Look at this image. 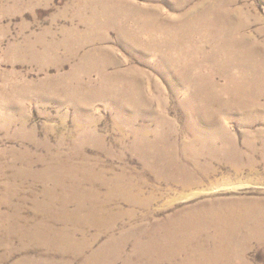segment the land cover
<instances>
[{
    "label": "rangeland",
    "instance_id": "1",
    "mask_svg": "<svg viewBox=\"0 0 264 264\" xmlns=\"http://www.w3.org/2000/svg\"><path fill=\"white\" fill-rule=\"evenodd\" d=\"M225 4L245 10L248 36L264 30V0H0V264L222 255L207 248L230 240V207L264 203V69L222 70L213 59L219 41L231 42ZM255 39L264 46V33ZM228 76L247 86L230 88ZM210 82L212 111L200 101ZM236 94L237 107L217 105ZM240 102L259 112L245 115ZM199 114L202 149L184 131ZM180 167L211 176L187 190L172 180ZM123 186L142 200L154 194L153 210L117 199L107 210V193L121 197ZM91 211L120 220L92 224ZM124 239L114 260L111 245ZM255 241L247 259L264 264Z\"/></svg>",
    "mask_w": 264,
    "mask_h": 264
},
{
    "label": "bare ground",
    "instance_id": "2",
    "mask_svg": "<svg viewBox=\"0 0 264 264\" xmlns=\"http://www.w3.org/2000/svg\"><path fill=\"white\" fill-rule=\"evenodd\" d=\"M204 1V0H203ZM226 1V0H225ZM232 1V0H231ZM235 2V1H234ZM231 2V3H234ZM238 2V1H237ZM228 4H225V10H227V25L224 26L223 25V21L220 22L222 27H228L227 33L229 34V37L231 39V42L225 46L223 45V43L221 41H219L216 46L218 45L217 49H216V53L214 55V60L217 62V65L222 69L223 67L229 68V70L233 71L236 69H243V68H258L259 69H264V46L263 45H259V42L255 39L257 37V35L259 36L260 34L264 33V30H257V33L255 34V36H248L246 34V32L250 29L251 25L250 22L246 21L243 17L245 10L244 9H236V10H231L230 8L226 7ZM232 6V5H231ZM230 7V6H229ZM236 8V7H235ZM233 9V8H232ZM248 11V10H247ZM249 15V14H248ZM247 15V16H248ZM255 15V14H254ZM250 17V15H249ZM201 21V20H200ZM260 21V20H259ZM221 38L223 37L222 32H219ZM213 40V39H212ZM202 41V40H201ZM223 50V51H222ZM243 53L241 56H237V53L241 54L240 51ZM226 51L228 52V56L227 57H223V52ZM247 53H248V57H247ZM255 53V55H254ZM263 53V54H262ZM213 57V56H212ZM247 57V58H246ZM204 59V58H203ZM208 60V59H207ZM213 61V60H212ZM211 61V62H212ZM204 63V62H203ZM202 63V64H203ZM214 63V62H213ZM216 64V63H214ZM193 66V65H192ZM196 66V65H195ZM193 66V67H195ZM200 66V65H199ZM197 66V67H199ZM224 70V69H222ZM221 72V71H220ZM223 73V72H222ZM225 73V72H224ZM264 74V71L262 72ZM188 74V73H187ZM252 75V74H251ZM222 76V75H221ZM224 76V75H223ZM229 77V76H228ZM254 77L258 78V75H255ZM254 78L251 77V80H253ZM201 80V79H200ZM204 80V79H203ZM261 82L260 85H263L261 87H264V75H262L261 77ZM107 81V80H106ZM247 79H240V78H232L229 77L228 78V85L230 86V88L232 87L231 85H233V89H241L243 87L247 86L246 83ZM105 82V81H104ZM204 82V81H203ZM213 88L215 86V83L210 82V86L209 84H207L206 87H204L206 84L202 85L200 90L202 91L203 95L200 97V101L202 106L204 108H208L210 109L209 111L213 110V106H215L214 104H216L215 102V98L212 96L211 91H212V85ZM253 83V82H252ZM178 84V83H177ZM200 84V83H199ZM201 85V84H200ZM232 89V90H233ZM263 89V88H262ZM105 90V89H104ZM133 90V89H132ZM108 91V90H107ZM213 92V91H212ZM238 92V91H237ZM103 93V92H102ZM217 93V92H216ZM236 93V92H235ZM91 94V93H90ZM127 94V93H126ZM214 94V92H213ZM239 94V93H238ZM241 94V93H240ZM264 94V93H263ZM104 95V94H103ZM216 95V94H215ZM92 96V95H91ZM240 95H234V102L232 104L230 103H225V102H217V105L221 107L224 106L225 104L231 105V106H236L235 100L239 99ZM244 97V96H243ZM242 97V98H243ZM217 98V97H216ZM245 99V98H244ZM259 100V99H258ZM220 101V100H218ZM121 102V101H120ZM224 103V104H223ZM236 103V104H235ZM142 104V103H141ZM198 106V105H197ZM196 106V108H197ZM259 106V105H258ZM227 107V106H226ZM238 107H241L240 112H244L245 115H248L249 117H251V115L256 114L257 112H259L257 110V106L256 105H250V104H246V102H240V104H238ZM125 108V107H124ZM203 108V109H204ZM231 108V107H230ZM127 109V108H126ZM228 109V108H227ZM260 109V108H259ZM124 110V109H122ZM206 110V109H205ZM232 110V109H231ZM251 113L250 111H255ZM125 111V110H124ZM123 111V113H124ZM220 111V110H219ZM132 112V111H131ZM207 112V111H206ZM250 112V113H249ZM208 113V112H207ZM206 113V114H207ZM216 113H218V110L216 111ZM194 114V113H193ZM209 114V113H208ZM212 114V113H211ZM125 115V114H124ZM217 115V114H216ZM194 116V115H193ZM202 116L196 115L194 118L195 120L189 124L188 128H186L185 133H187L190 137V140L192 141L191 143L195 146H198L199 149L205 148L206 146V140H205V135L202 133L201 129H204L205 127H203V123L204 120L201 118ZM258 117V116H257ZM169 124V123H168ZM196 124V126L198 125V129H195L194 125ZM186 126V125H185ZM219 128V127H218ZM209 130L211 131H217L213 130V128H209ZM172 132V131H171ZM207 132V131H206ZM218 132V131H217ZM175 133V132H173ZM172 133V135H173ZM217 134V133H216ZM168 135V134H167ZM218 135V134H217ZM127 136V135H126ZM168 137V136H167ZM210 137V136H209ZM172 138V137H171ZM221 138V137H220ZM219 138V139H220ZM166 139V138H165ZM209 139V138H207ZM226 139V138H225ZM228 141V140H227ZM163 143V142H162ZM167 143V142H166ZM190 143V142H189ZM227 143V142H226ZM230 143V142H229ZM142 145V144H141ZM187 145V144H186ZM185 145V146H186ZM139 146V145H138ZM136 146V147H138ZM232 147L230 148H235L234 142L231 145ZM190 147V146H189ZM192 147V146H191ZM194 147V146H193ZM175 148V147H174ZM147 150V148H145ZM209 149V148H208ZM226 149V148H225ZM236 149V148H235ZM234 150V149H233ZM218 151V150H217ZM225 152V151H224ZM200 153V152H199ZM234 153V152H233ZM237 154V153H236ZM200 155V154H199ZM235 155V154H234ZM222 156V155H221ZM220 156V157H221ZM229 156V155H228ZM202 157V156H201ZM158 158V157H157ZM227 158V157H226ZM238 158V157H237ZM236 158V159H237ZM233 159V158H232ZM169 160V159H168ZM229 160V159H228ZM234 160V159H233ZM232 160V161H233ZM230 161V160H229ZM151 162V161H150ZM170 162V161H169ZM194 162V160H193ZM198 162V161H197ZM176 163V162H174ZM155 164V163H154ZM198 165V164H197ZM201 167V166H200ZM153 168V167H152ZM183 167H180L179 169H175V171L177 172V177L174 180H179L177 182V184L179 186H181L182 188H186L187 190H191L193 188H198L199 186H201L204 182V180L209 179V177L211 175H202V178H194V177H190V173L186 174L185 171H182L184 169H182ZM239 168V167H238ZM174 169V167H173ZM168 170V169H167ZM203 170V169H202ZM171 171V170H170ZM168 172V171H167ZM206 172V171H205ZM175 173V172H174ZM188 173V172H187ZM203 173V172H202ZM201 173V174H202ZM165 174V173H164ZM170 174V173H169ZM195 174V173H194ZM208 174V173H207ZM212 174V173H211ZM241 174V169H237L235 171V175H239ZM168 175V174H167ZM182 176V179L180 178ZM193 176V175H192ZM205 176V177H204ZM175 177V176H174ZM162 178V176H161ZM118 180V178H116ZM171 179V178H170ZM115 182V181H114ZM120 182V181H118ZM123 182V181H122ZM108 183V182H107ZM117 183V182H116ZM128 183V182H127ZM130 183V182H129ZM128 183V184H129ZM175 183V182H174ZM105 184V183H104ZM111 184V183H110ZM119 184V183H118ZM126 184V183H125ZM133 184V182H132ZM142 184V183H141ZM139 184V185H141ZM120 185H122L120 183ZM124 185V184H123ZM118 186V185H117ZM138 186V185H137ZM108 187V185H107ZM124 187V186H123ZM130 187V186H129ZM141 187V186H140ZM148 187V186H147ZM119 188V187H117ZM132 188V187H131ZM138 188V187H137ZM116 189V188H115ZM120 192L123 194V196L121 195V197H118L119 195H115L116 193L114 191H110L108 194V201H107V210L112 211L111 210V204H110V200L111 199H117V201L122 200L125 203H128L129 205L133 206V207H137L138 205L140 206V208L142 209H149L151 207H153V204H156V198L154 196V194L147 196L146 200H142L141 199V195L138 194L136 195L137 198L135 196H133V194L130 192L131 189H129L127 187V189L124 188H119ZM136 189V188H134ZM138 190V189H137ZM142 190V189H141ZM116 191V190H115ZM135 191V190H134ZM140 191V190H139ZM138 191V192H139ZM137 192V193H138ZM134 193V192H133ZM143 195V192H141ZM147 195V192L145 193ZM116 197V198H115ZM118 197V198H117ZM91 198V197H90ZM104 202V200H103ZM235 203V202H234ZM237 203V202H236ZM240 203V202H239ZM252 203V202H251ZM104 204V203H103ZM231 205V204H230ZM239 204H233L231 208L232 211L231 214L234 217V219H232L231 221V225H230V230H229V237L230 240L227 242H218V243H212L210 242V246L207 248V251H212V252H216L217 253H222V255L220 257H215V256H211V255H207L209 257H205L203 251L201 250L200 253L197 255H193L191 254V256L186 258L185 263L186 264H253L249 259H247V255L252 251V250H257V242L255 243L256 246H254V240H258L259 242H264V203L262 202H254L252 203V205H248V206H243V207H239ZM243 205V204H241ZM237 206V207H236ZM208 207H214V206H208ZM96 209V208H95ZM138 209V208H137ZM98 210V209H97ZM105 210V209H104ZM140 210V209H139ZM150 210H153V208H151ZM149 210V211H150ZM103 211V210H102ZM92 212V211H91ZM106 212V211H105ZM143 212V211H142ZM147 212V211H146ZM240 212H248L247 213V217L245 219H238L236 218L238 216V213ZM89 214V213H88ZM117 215L114 213H111L110 215H108L109 217H105L101 214L100 216L97 215L95 212H92V214L90 215L89 220L91 221L92 224H98L99 222L101 223V225H107L110 224V222H106V221H113L115 224L120 220L118 218V216H114ZM242 215V214H241ZM103 216V217H102ZM257 216V217H255ZM106 220V221H105ZM210 226H213L212 224H210ZM254 226L258 227V228H253ZM116 227V225L114 226V228ZM248 228V229H247ZM212 229H214L213 227L209 228V231H211ZM212 232V231H211ZM205 233V232H203ZM239 235H243L246 236L247 239L246 240H241V241H236L235 238ZM127 239V238H126ZM119 242V241H118ZM125 242V239L122 240V242L120 244H113L111 245L113 247V253L112 257L114 258V260L118 259V256L115 253V250L117 247H119L121 244H123ZM116 243V242H115ZM153 244L152 241H148L145 243L146 247L148 249L149 246H151ZM198 245H201L199 248L203 249L206 248V246L204 245V243L200 242L198 243ZM150 248V247H149ZM257 256V255H256Z\"/></svg>",
    "mask_w": 264,
    "mask_h": 264
}]
</instances>
